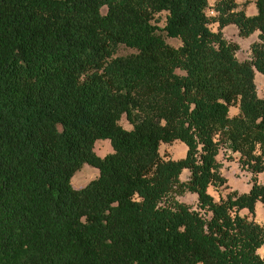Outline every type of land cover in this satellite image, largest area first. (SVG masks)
I'll return each mask as SVG.
<instances>
[{
  "label": "trees",
  "instance_id": "16d2710c",
  "mask_svg": "<svg viewBox=\"0 0 264 264\" xmlns=\"http://www.w3.org/2000/svg\"><path fill=\"white\" fill-rule=\"evenodd\" d=\"M254 4L247 15L235 0H0V264H264ZM228 25L258 32L249 59ZM97 140L112 151L97 155ZM175 141L185 156L163 157ZM223 149L251 186L215 200ZM84 164L98 175L74 188Z\"/></svg>",
  "mask_w": 264,
  "mask_h": 264
},
{
  "label": "rangeland",
  "instance_id": "374dc122",
  "mask_svg": "<svg viewBox=\"0 0 264 264\" xmlns=\"http://www.w3.org/2000/svg\"><path fill=\"white\" fill-rule=\"evenodd\" d=\"M217 0H208L210 9L213 8ZM238 4V9H243L247 15H253L256 13V8L254 1L255 0H235ZM210 12V11H209ZM211 28L216 30V24L212 25ZM257 33L254 32L249 37L243 38L238 35L237 28L235 25H228L223 29V35L226 40L230 42H235L238 44L239 49L236 52V57L238 60L243 61L249 59L250 57V46L253 42L257 41ZM166 41L177 47L180 45V41L175 38H166ZM132 52V50L121 47L119 49L118 55H126ZM255 85L257 94L259 97H262L264 94V76L255 70ZM236 108L230 109V115H233L236 112ZM121 125L128 129L131 127L125 118H122L120 121ZM127 129V128H126ZM94 151L99 156H104L112 151L111 145L108 140H97L94 145ZM160 154L165 158L180 159L185 156L186 146L180 141H175L171 144H161L159 148ZM218 161L221 163V174L227 179L226 186L215 189L214 187L209 188V193L214 197L215 200H218L220 197H225V195L232 191L236 190L239 193L247 192L251 186V173L242 169L239 162L237 154H232L229 151L222 150L217 156ZM98 175V171L84 164L79 172H77L71 180L72 186L74 188H80L86 185L90 180L94 179ZM188 177V171L184 170L181 173V180H186ZM257 181L260 184L264 185V172L257 175ZM180 200L188 203H196V195L192 193H186ZM241 215H246L247 211L242 210ZM255 220L258 223L264 222V205L260 202L257 203ZM260 256H264V247L258 250Z\"/></svg>",
  "mask_w": 264,
  "mask_h": 264
},
{
  "label": "crops",
  "instance_id": "0c3cea01",
  "mask_svg": "<svg viewBox=\"0 0 264 264\" xmlns=\"http://www.w3.org/2000/svg\"><path fill=\"white\" fill-rule=\"evenodd\" d=\"M237 112V111H236ZM236 112L234 114H236ZM128 129V127H126Z\"/></svg>",
  "mask_w": 264,
  "mask_h": 264
}]
</instances>
